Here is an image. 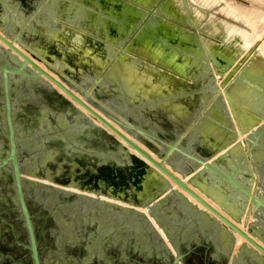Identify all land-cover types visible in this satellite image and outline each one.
Instances as JSON below:
<instances>
[{
    "label": "flooded vegetation",
    "instance_id": "1",
    "mask_svg": "<svg viewBox=\"0 0 264 264\" xmlns=\"http://www.w3.org/2000/svg\"><path fill=\"white\" fill-rule=\"evenodd\" d=\"M77 1L84 14L99 12L102 20H108L109 24L101 30L104 35L109 32V41L116 45L126 46L134 37L137 45H142V42L151 45L162 43L164 34L157 37L144 32L141 37H136L145 8L138 7L133 0H120L122 7L118 11L109 10V17L102 16L107 11L100 4L107 0L91 3L92 9L87 6L89 0ZM117 1L108 0L110 4ZM42 6L46 5L42 3ZM125 8L129 10L127 15L122 14ZM44 9V20L59 13L56 17L64 21L60 18L61 11L52 8V4ZM162 9L170 11L168 5H163ZM21 12H29V9L23 8ZM92 16L94 20L84 16L80 23L97 25L96 15ZM153 20L146 22L152 25L151 29L162 26L158 18ZM45 27L52 28L49 22ZM0 47V68H15L21 59H5L3 46ZM148 52L155 54L157 59L166 57L152 50ZM111 62L112 59H99L89 70L71 72L75 74V84L85 89L97 88L91 103L98 109L102 106L109 113L124 115L130 120L125 124L140 131L136 133L138 139L156 147L162 146V142L176 143L179 138L176 128L163 130L132 119L122 104L114 103L109 95L113 90L111 76L115 67ZM206 71L204 77L210 84L211 77ZM26 72L30 73L31 68ZM43 80L45 82L16 75L10 78L8 91L18 167L20 173L28 177L22 181V191L39 264H264V255L197 202L180 195L163 199L167 184L157 172L144 168L135 187L125 183L123 189L119 187V192L114 193L113 180L100 181L99 172L127 168L128 152H123L107 137L105 127L95 120L86 121L70 105L53 98L48 82ZM96 80L99 81L98 86H95ZM5 109L0 71V160L9 153ZM19 114L23 115L21 122L27 125L24 133H20L16 121ZM187 144L193 150L195 143L185 141L183 148ZM121 145L137 157L126 145ZM137 158L143 161L141 157ZM176 158L177 154H173L172 160ZM191 164L192 161L186 159L185 170L189 171ZM73 172L79 178H59L66 182L64 185L42 178ZM12 173L10 163L0 168V264H33ZM250 186L251 195L264 199V183ZM101 191L104 194L99 193ZM27 193L42 196L45 200L36 212L29 207ZM146 205L151 207L150 211ZM213 205L220 214L227 216V203L220 199ZM230 212V221L264 248V207L248 199L231 208ZM36 221L41 222L38 228ZM49 227H54V231ZM5 228L8 230L6 233ZM237 237L242 241L238 242Z\"/></svg>",
    "mask_w": 264,
    "mask_h": 264
},
{
    "label": "water",
    "instance_id": "2",
    "mask_svg": "<svg viewBox=\"0 0 264 264\" xmlns=\"http://www.w3.org/2000/svg\"><path fill=\"white\" fill-rule=\"evenodd\" d=\"M68 1L71 2L73 0ZM84 1L88 2L87 0ZM89 1L90 4H87V6H91V3H99V0ZM115 1L116 0H113V2ZM109 2L107 0L106 2L100 3L102 4V8L107 11V13H103L102 16L109 17V10L118 11L122 7L120 0L115 3L116 5L114 3L110 4ZM42 3L46 5L44 8H46L48 4H52V8L54 7L56 10L62 11V8L60 5H58L57 0H29L26 5H22V8L26 10L29 9V12H21L22 15L17 16V22L10 24V22L7 20L8 17L6 14H2L0 16V43L6 46V48L2 47V50L6 55L4 57L5 59H21V61L16 63L17 66L15 68H0L3 84V96L6 106L5 120L8 128L9 141V153L4 159L0 160V168L7 166L9 163L12 166L16 201L18 203L20 214L28 235L30 245L29 250L31 252L33 264H39V261L33 236V228L22 191V181L28 177L21 174L19 171L16 157L17 145L14 143L9 107V80L11 77L16 75L42 82L45 78L48 82L46 84L49 85L53 98L70 105L72 108L78 111V113H80V115H82L86 121L95 120L101 126L105 127L107 130H104V132L107 137L115 142L117 147L123 152H128L126 156L128 161L127 168L121 170H111L110 172H99L100 181L106 183L108 179L113 180L114 187H116L113 190L114 193L119 192V187L123 189L125 183L126 185L129 184L132 187H135L139 182L141 171L144 168L148 169L149 171H153V173L157 172L167 184V193L163 199H168L171 196L176 195L183 196L179 191L185 193L199 205L208 210L213 216L221 220L232 231L243 237L262 255H264V248L261 245L251 239L246 233L238 229L231 221L214 209L194 190L196 189L199 193L208 199H211L212 201H219L221 199L224 203H227L229 206V211L226 209V213L229 216L232 215L230 212L231 208H234L240 203L243 204L248 199L257 205L264 207V199H259L254 195H251L249 192L252 182V175L251 171L244 167L245 157H237L235 154L236 150L242 145V143L246 142L247 139L254 136V134L250 133L249 137H246L245 140L234 145L232 149L217 157L215 156L218 154V150H210L200 144H194L193 150L189 148L190 144H187V147L183 148L185 141L183 140L184 137L182 135H179V141L177 140L173 145L162 142V146L160 147H156L146 140L138 139L136 133H140V131L133 126L126 125L125 122L130 120L125 118L123 114V116H121L117 112L109 113L107 112V109H103L102 106L100 109H98L91 103L97 88L95 90L92 88L85 89L78 87L75 84V81H77L74 79L75 74L73 75V73H71V71H69L65 65L62 64V62L69 64L68 62L72 59H47V57H45V46H49L46 45L49 32L47 31L45 24H48L49 22L51 27L56 29V31L53 33L59 37L61 36L63 39L80 40L82 41V44L84 43V46L89 44L96 45L99 48V51L105 52V54L102 55V58L105 59V61L107 59H112V64L117 65L119 68L122 67L125 62H139L138 60L140 59H124L127 54H132V48L138 44L137 39H133L129 46L124 45V47L121 46V44L116 45L114 41H109V32L104 35L103 31L101 30L103 27L109 24L107 23L108 20H102L99 12L94 14L96 15L97 25H92V23L83 24L79 21H70V23L65 22L63 20H59V18L56 17V15H59V13L50 15V18L47 17L48 19L46 21L44 20L46 19L45 9L43 6L40 7V4ZM149 8L154 9L153 7ZM90 9H92V6ZM34 10L35 12H32ZM145 11L152 16L157 15L156 12L153 10H148V8ZM91 15L92 13L89 12L84 14V16H87L89 19H91ZM60 18L62 17L60 16ZM56 21H59L60 23L62 22V24L56 23ZM102 24H104V26H102ZM64 27L69 29H65ZM151 28L152 25L150 23H138L136 37H141L142 34L144 35V32L148 35L151 34V31H153ZM156 29L160 30L159 28H154V30ZM148 30L151 31L148 32ZM154 44L159 45L158 42H154L153 45ZM15 45L27 52L31 59L37 63H42L45 65L46 70L54 75L57 79H54L49 74H47L29 57L24 55L21 50L16 48ZM112 46H115L117 51H114ZM208 55L211 57L209 51ZM137 57V55H134V58ZM29 68H31V72L27 73L26 71ZM164 70L167 69L164 67ZM222 71H218V69L215 68V73L220 78L224 76L221 86L225 88L224 102L227 109H225V104L220 98L218 86L215 84V82H213V74L210 73L211 83L206 86L207 95L202 98L200 97L201 100H197L198 113L203 116L201 108L203 105H205V102H209L210 100L214 101L215 99L213 105L214 108L219 106L220 102L223 107V114L228 122L229 118H232L237 124L238 132L235 133L233 131V135L231 133L233 138L231 143H234L237 140V135L243 137L245 134H248V132H250L254 126H257L260 123V130L262 131L264 129V107L257 105L250 112L252 117L243 116L240 110L241 104H244L245 106V102L240 100L235 92L238 91L237 89L242 86L244 81L249 79L246 77L247 71L244 68L241 69L238 74H236V67H233L231 64L223 68ZM176 76L182 77V75L178 73H176ZM94 83L95 86L99 85L98 80L94 81ZM51 84L54 85L56 89L53 88ZM58 90L69 99L61 95ZM99 105H101L100 102ZM79 107L86 113L81 111ZM239 117H242V119ZM244 117H247V123L242 121ZM117 138L121 140L130 150L134 151L138 156H140L143 161L139 160L135 155H131L129 151H127L126 147L121 145ZM189 151L192 152L189 153ZM192 153L194 155H192ZM173 154H177V158L175 160H172ZM186 159L192 161L189 171L185 170ZM64 176L70 177L73 180H77L79 178L75 172L71 174L56 175L54 178H42H45L46 180L56 184L64 185L66 182L63 180H58L59 178L63 179ZM261 182L264 183V180L262 179ZM174 187H176L179 191L175 190ZM99 193L104 194L102 191ZM146 209L150 211L151 207L146 205Z\"/></svg>",
    "mask_w": 264,
    "mask_h": 264
},
{
    "label": "crops",
    "instance_id": "3",
    "mask_svg": "<svg viewBox=\"0 0 264 264\" xmlns=\"http://www.w3.org/2000/svg\"><path fill=\"white\" fill-rule=\"evenodd\" d=\"M28 1L0 0V16L6 14L10 24L17 22V16L22 15V5H26ZM57 2L62 8L60 16L64 21L81 22L84 18L82 6L77 0L71 2L57 0ZM92 15L91 20H94ZM47 31L49 34L46 45L49 46H45V57L47 59H72L68 62L69 64L62 62L69 71L89 70L98 63L99 59H103L96 45L84 46L80 40L63 39L53 33L56 31L55 28H47ZM196 38L199 46L205 48L203 41L197 36ZM186 45L197 48L195 44ZM158 46L161 47L157 44L153 47L156 50L154 52L168 53L166 46L161 49ZM170 54V59L169 54H166L168 59H140L135 63L125 62L122 66L123 71L115 65L113 75L111 74L113 90L109 94L110 98L115 104H122L130 118L139 119L163 130L176 128L175 132L177 135H182L184 141L191 140L196 145L200 144L210 150H218L215 157L232 149L234 145L249 137L250 133L254 134L244 142L247 144L236 150L235 154L237 157H245L250 153V157L245 158L244 167L252 171L254 169L259 176L264 177V129L260 130V124L254 126L243 137L237 135L236 142L231 143L232 132H238L237 124L232 118H229L228 122L220 102L215 108L213 106L215 99L205 102L201 108L203 116L198 113L197 100L207 95L208 83L204 77L205 67L209 68L208 62L213 64L212 59L181 57L171 51ZM261 63L257 59H248V61L238 59L232 63L237 66L236 74L245 67L246 77L249 78L235 92L240 100L245 102V107L241 104L240 110L243 116L252 117L250 112L257 105L264 107V63L259 66ZM164 67L167 70H164ZM176 73L181 74L182 77H177ZM218 88H220L219 91H225L223 86ZM247 117H244L242 121L247 123ZM239 118L242 119V117Z\"/></svg>",
    "mask_w": 264,
    "mask_h": 264
},
{
    "label": "rangeland",
    "instance_id": "4",
    "mask_svg": "<svg viewBox=\"0 0 264 264\" xmlns=\"http://www.w3.org/2000/svg\"><path fill=\"white\" fill-rule=\"evenodd\" d=\"M133 1L136 3V5H138V7L142 6L143 9L145 8L141 20L142 23L150 22L151 20H153V18H158L157 21L163 26H160V30H154L153 28L151 30H153L154 32L151 30L150 31L151 34H155L157 35V37L158 35L162 36L164 34V36L161 38V47L163 48V46H166V49H168V53L166 54H169V59L171 55L170 51L171 53L179 54L181 57H193L194 59H210L212 57L210 49L212 47H219L223 41H227L231 42L230 44L233 48H239L240 50H243L242 59H247V61L248 59H257V61L264 63V0ZM130 5L136 7L132 3ZM163 5H168L170 11L163 10ZM149 7H153L154 9H151ZM147 8L148 10H153L154 12H156L157 15L152 16L147 13L145 11L147 10ZM122 11V14L124 15H127L129 13V10L127 8ZM160 13L163 15L161 16ZM196 36L203 41L205 48L199 46ZM133 39H135V37ZM130 44L131 42L126 46H129ZM141 44L142 45L139 44L137 46H134V48H132V54H127L125 58L135 59L134 55H137L138 59H157L155 57V54H151L150 52H148L149 50L156 51L153 48L155 45H151L149 43L145 44L144 42H142ZM186 44H195L197 48L188 47ZM158 47L161 49L160 46ZM113 49L114 51H117L115 46L113 47ZM208 51L211 57H209ZM100 53L101 55L105 54V52L101 51ZM154 53L166 56L159 59H168L167 55L162 51ZM262 63L258 65L261 66ZM208 65L209 68L207 66L205 67V69L207 70L206 72L209 74H213V82H215L216 84L217 81H219L216 85H219L218 87H221V82L223 81L224 76L220 78L215 73V66L213 64H210V62H208ZM41 67L46 70L43 65ZM233 67L237 68V66L234 65ZM219 93L222 102L225 104L224 92L219 91ZM225 109H227L226 104ZM22 119L23 115L19 114L16 116L17 124L20 127V133H24L27 128V125L21 122ZM245 144L247 143L243 142L241 146ZM248 157H250V153L245 156V158ZM250 171L252 175L251 184L255 186L256 184L262 183L261 180H264V177L259 176V174L254 169L253 171ZM27 194L29 207L33 212H36L39 205L42 206L45 200L42 196L32 195L30 193ZM58 222L60 223L59 219ZM40 225L41 222L36 221L37 228L40 227ZM49 228L51 231H54V227ZM7 231L8 230L6 229L5 233Z\"/></svg>",
    "mask_w": 264,
    "mask_h": 264
},
{
    "label": "bare ground",
    "instance_id": "5",
    "mask_svg": "<svg viewBox=\"0 0 264 264\" xmlns=\"http://www.w3.org/2000/svg\"><path fill=\"white\" fill-rule=\"evenodd\" d=\"M231 42H227V41H223L222 44L219 47H212L210 49V53H212V62L213 65L215 66V68L218 69V71H222L223 68L227 67V65L232 64L234 61H238V59H242L243 56V50H240L239 48H233L230 44ZM0 45H2L4 48H6L5 45H3L2 43H0ZM16 48H18L19 50H21V52L26 55L27 57H29L31 59V57L29 56V54L25 51H23L22 49H20L19 47H17L15 45ZM260 49V48H259ZM35 64H37L41 69H43L47 74H49L51 77H53L54 79H57L54 75H52L51 73H49L47 70H45L44 68H42L40 63H37L36 61H34L33 59H31ZM233 65V64H232ZM120 71H123L122 68H119ZM118 70V71H119ZM223 72V71H222ZM45 79V78H44ZM46 80V79H45ZM47 81V80H46ZM124 83V81L122 82ZM52 85V84H51ZM53 88L56 89V87L54 85H52ZM58 92L63 95L65 98L69 99L67 96H65L62 92H60L58 90ZM75 105V104H74ZM76 106V105H75ZM78 107V106H77ZM79 109L81 111H83L84 113H86L84 110H82L80 107ZM117 140L125 145L121 140H119L117 138ZM132 151V150H131ZM132 153H135L134 151H132ZM136 154V153H135ZM224 154V153H223ZM137 155V154H136ZM137 157L140 158V156L137 155ZM175 190H177L176 187H174ZM195 192H197L202 198H204L211 206L213 205L214 201H212L211 199H208L207 197H205L204 195H202L201 193H199L196 189H194ZM179 191V190H177ZM186 199L195 202L193 199H191L188 195H186L185 193L179 191ZM214 206V205H213ZM215 207V206H214ZM224 215V214H223ZM225 216V215H224ZM229 221H230V216L227 214V216H225ZM232 221V220H231ZM233 222V221H232ZM234 223V222H233ZM239 227V226H238ZM240 228V227H239ZM236 239V238H235ZM238 241L241 242L242 240L237 237Z\"/></svg>",
    "mask_w": 264,
    "mask_h": 264
}]
</instances>
